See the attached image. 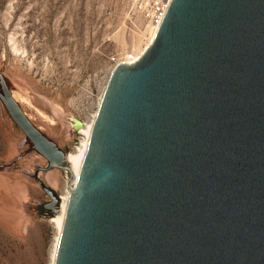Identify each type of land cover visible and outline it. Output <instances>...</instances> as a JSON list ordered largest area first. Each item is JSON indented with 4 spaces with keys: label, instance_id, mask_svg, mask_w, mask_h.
Segmentation results:
<instances>
[{
    "label": "water",
    "instance_id": "1",
    "mask_svg": "<svg viewBox=\"0 0 264 264\" xmlns=\"http://www.w3.org/2000/svg\"><path fill=\"white\" fill-rule=\"evenodd\" d=\"M8 86L30 147L70 174L53 264H264V0H170L110 74L72 173Z\"/></svg>",
    "mask_w": 264,
    "mask_h": 264
},
{
    "label": "rangeland",
    "instance_id": "2",
    "mask_svg": "<svg viewBox=\"0 0 264 264\" xmlns=\"http://www.w3.org/2000/svg\"><path fill=\"white\" fill-rule=\"evenodd\" d=\"M153 11V0H0V73L28 100L20 106L35 124L39 111L57 126L52 106H63L66 141L46 136L63 153L80 142L70 118L92 120L110 73L152 26ZM54 171L0 102V264L50 263L56 230L40 183L59 198L69 183ZM50 172L55 185L45 179Z\"/></svg>",
    "mask_w": 264,
    "mask_h": 264
},
{
    "label": "bare ground",
    "instance_id": "3",
    "mask_svg": "<svg viewBox=\"0 0 264 264\" xmlns=\"http://www.w3.org/2000/svg\"><path fill=\"white\" fill-rule=\"evenodd\" d=\"M170 1V0H169ZM145 4V3H143ZM148 21V20H147ZM157 29L158 27H155V26H148V29L146 30V33L144 32L143 34L139 35L137 40L134 41V44H133V49H132V52L131 53H128L127 54V57L121 61L119 64H124V65H130V64H133L134 62H136L139 57L146 51V49L150 46V44L152 43L153 41V38L157 32ZM145 38V42L143 43V40ZM143 43L144 46L143 48L140 50V52H137L138 51V48L140 46V44ZM118 65V63L116 64V66ZM115 68V67H114ZM113 71V70H112ZM112 73V72H111ZM110 73V74H111ZM5 78V77H4ZM7 81V80H6ZM106 87V85H105ZM104 87V89H105ZM104 89H103V92H104ZM8 90L10 91V94L12 96V99L20 106V104H22L24 101L28 102V100L26 98H24L20 93L18 92H15L12 91V89H10V85L8 86ZM103 92H102V95H103ZM102 95L101 97L99 98V101H98V104H97V108H96V112L94 113L93 115V118L91 121L89 122H80L79 120L75 119V118H70V122H71V127L77 131V135L80 137V142L77 144L76 148H75V151L73 153H64L65 155V164L66 166L69 168V170L71 171L72 173V169H73V166L82 150V147L85 143V140L89 134V131L91 129V126L93 124V121L95 119V116H96V113H97V110H98V107L100 105V102H101V99H102ZM1 102V100H0ZM2 103V102H1ZM52 104V103H51ZM3 105V104H2ZM4 107V106H3ZM53 107V116L54 117H57L61 123V126H62V130H61V127L59 126L60 124L58 123V125L56 126L55 125V122L53 121V118L52 119H49L51 117H47L45 114L37 111L38 115L40 116L41 118V122L40 124H35L34 121L32 120V118L26 114V112H24L22 110V112L25 114V116L27 117V119L45 136L49 135V136H54L56 141H58L59 143H63L64 141H66L67 139V134H66V131L68 129V122L66 121L67 118H68V113L66 111H64V109L62 107H59L58 105H54L52 106ZM21 108V106H20ZM5 109V107H4ZM22 109V108H21ZM6 110V109H5ZM8 113V112H7ZM9 115V114H8ZM49 116V115H48ZM10 117V116H9ZM12 120V119H11ZM56 120V119H54ZM74 121H78L81 123V125L76 128L74 127L75 126V122ZM13 122V121H12ZM57 122V120H56ZM14 123V122H13ZM37 123V122H36ZM15 124V123H14ZM17 126V125H16ZM24 134V133H23ZM25 136V135H24ZM53 137V138H54ZM52 138V137H51ZM55 141V140H54ZM55 141V142H56ZM28 142V141H27ZM44 158V157H43ZM50 169H53V170H59L58 168H50ZM49 169V170H50ZM65 174H66V179H67V182L69 180V183L66 184V191L63 195L60 196L59 198V207H58V212L56 214H54V216L52 217V224L54 225L55 227V230H56V234H55V240L53 242V247H52V252H51V257H50V263L49 264H53L54 263V259H55V254H56V250H57V245H58V240H59V236H60V231H61V226H62V222H63V217H64V212H65V208H66V203H67V199H68V194H69V187H70V174L67 173L65 170L61 169ZM54 171V172H55ZM48 172V171H47ZM46 172V173H47ZM54 172H50L48 173L47 175H45V179L49 182V184H53L55 185L57 183V176H56V173ZM43 173V172H41ZM58 175V173H57ZM44 179V181H45ZM42 184V183H41ZM58 187V186H57ZM54 192V191H53ZM20 193V192H19ZM2 195V194H1ZM22 195V193H21ZM20 195V196H21ZM25 196V195H24ZM16 197V196H15ZM23 197V196H22ZM22 199V198H21ZM1 202V201H0ZM19 207V206H18ZM18 209V208H17ZM16 210V209H15Z\"/></svg>",
    "mask_w": 264,
    "mask_h": 264
},
{
    "label": "built area",
    "instance_id": "4",
    "mask_svg": "<svg viewBox=\"0 0 264 264\" xmlns=\"http://www.w3.org/2000/svg\"><path fill=\"white\" fill-rule=\"evenodd\" d=\"M169 0H153V13L148 14V22L150 25L159 27L160 22L164 16V13L168 7Z\"/></svg>",
    "mask_w": 264,
    "mask_h": 264
}]
</instances>
